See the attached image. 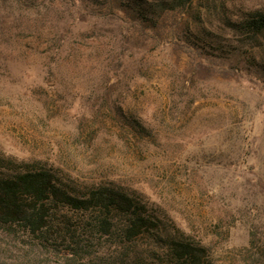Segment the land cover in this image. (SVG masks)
I'll use <instances>...</instances> for the list:
<instances>
[{
    "label": "rangeland",
    "instance_id": "1",
    "mask_svg": "<svg viewBox=\"0 0 264 264\" xmlns=\"http://www.w3.org/2000/svg\"><path fill=\"white\" fill-rule=\"evenodd\" d=\"M135 1L0 0V166L37 164L77 193L114 185L210 264H264V34L233 28L264 0ZM67 218L71 251L65 231L45 243L0 224V264L151 249Z\"/></svg>",
    "mask_w": 264,
    "mask_h": 264
},
{
    "label": "trees",
    "instance_id": "2",
    "mask_svg": "<svg viewBox=\"0 0 264 264\" xmlns=\"http://www.w3.org/2000/svg\"><path fill=\"white\" fill-rule=\"evenodd\" d=\"M130 3L133 6L136 1ZM140 6L133 7L140 10ZM233 28L240 36L256 38L264 34V13L245 14ZM67 217L75 218L85 233L93 229L94 234L113 240L117 248L147 239L151 249L145 257L135 252L126 264H210L205 246L169 235L158 215L132 193L114 185L77 193L54 171L37 164L14 169L0 166V224L16 225L45 243L65 231L70 238L64 246L71 251L78 246L71 241L77 231L67 224Z\"/></svg>",
    "mask_w": 264,
    "mask_h": 264
}]
</instances>
